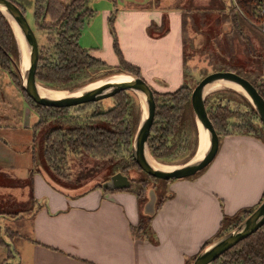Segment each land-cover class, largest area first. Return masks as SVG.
<instances>
[{"label":"crops","instance_id":"0c3cea01","mask_svg":"<svg viewBox=\"0 0 264 264\" xmlns=\"http://www.w3.org/2000/svg\"><path fill=\"white\" fill-rule=\"evenodd\" d=\"M122 1L102 0V5L92 6L80 44L115 63L107 23L113 14L122 58L151 78L176 84L164 91L175 89L183 74L180 2L191 0H156L160 3L152 5L151 0ZM163 10L167 29L150 37L147 27L161 23ZM26 119L12 123L0 111V200L17 192L15 202L23 207L16 219L0 212V221H7L2 226L11 220L16 224L14 237L3 238L14 252L6 258L9 264H191L203 245L218 236L224 217L254 209L264 196V141L251 134L223 135L216 155L201 172L167 182V192L151 215L146 214L151 211L147 199L134 189L103 190L96 184L81 191L63 190L34 169L38 154L30 145L37 114L30 124ZM15 140L18 151L10 147ZM17 153L27 162L21 164Z\"/></svg>","mask_w":264,"mask_h":264},{"label":"trees","instance_id":"16d2710c","mask_svg":"<svg viewBox=\"0 0 264 264\" xmlns=\"http://www.w3.org/2000/svg\"><path fill=\"white\" fill-rule=\"evenodd\" d=\"M88 1L66 0L60 2L62 9L55 21V24L59 22L60 26L58 31L54 33L53 38L55 52L51 58H47L43 62L39 61V57L37 58L35 70L37 82L44 84H54L58 81L67 82L76 79L84 70L96 64H105L102 60L92 56L89 50L83 47L78 40L85 21L94 13ZM235 1V6L230 7V10L233 11L232 21L235 26H239L243 15L248 18H255L256 21L262 23V36H264V0ZM50 4L51 0H33V18L41 28H47L44 18L51 9ZM17 5L24 12V8L18 3ZM260 9H263V11L260 12ZM107 20L111 27L113 49L119 58L118 67L141 77L139 67L125 61L121 56L113 30V14H110ZM184 24L185 21L183 20V29ZM49 28L53 29L54 27L50 25ZM16 54L17 46L12 29L6 17L0 12V66L5 69L10 81L25 93L21 87L17 72L18 62ZM230 70L233 69L230 68ZM234 72L247 78L264 98V73L252 76L253 73L250 74L249 71L245 74L241 71L234 70ZM182 73L185 76L184 65ZM151 89L155 99V110L147 137L149 153L157 160L166 161L175 153V150L186 149V157L191 158L195 153L197 144L196 121L190 103L191 88L186 83H183L173 90L163 92ZM25 96L32 103L30 109L37 114V120L32 125L35 137L40 125L45 123L48 118H54L55 121H59L50 125L39 139L41 140V146L39 143L40 151L38 152H40L44 162L56 168L62 163L67 152L78 154L83 150L97 155H113L111 173L118 168L122 170L128 165H135L140 168L133 159L130 148L138 122L139 105L128 89L120 90L112 95V98H115L114 104L97 113L95 110L92 111L88 118L97 117L98 120L95 124H90L91 122L88 121L85 122L86 120L80 121L78 119L79 115L74 116L70 111L65 112L70 114L68 117L70 122L63 124L64 111L66 109L90 104L93 101L80 103L75 106L57 107L38 104L26 93ZM211 98L215 99L214 94L211 97H204V104L207 115L218 135V145L220 138L227 134H251L261 139V137L255 135V127L252 124L244 125L245 129L243 130L241 124L228 122L231 117V109L228 103H223L222 98H219L217 102H214ZM247 104L256 116L257 113L248 100ZM186 120L190 121V127H188L187 131L184 129ZM260 123L262 124L261 121ZM121 163L123 164L121 165ZM200 171L188 177H192ZM170 179H159L165 183V191L160 189L157 192L156 196H158V199L155 203L157 207L162 202L163 197L160 196H165L167 192L166 184ZM98 186L100 187V184ZM143 187L144 184L135 190L137 196L142 195ZM124 189H130V187ZM103 190L108 189L103 188ZM252 210L253 208L244 209L231 217H224L221 221L218 236L222 235L226 230L237 226ZM225 223L226 227L222 230ZM141 228L142 226L139 225L138 230ZM210 264H264V222L249 235L222 251Z\"/></svg>","mask_w":264,"mask_h":264},{"label":"rangeland","instance_id":"374dc122","mask_svg":"<svg viewBox=\"0 0 264 264\" xmlns=\"http://www.w3.org/2000/svg\"><path fill=\"white\" fill-rule=\"evenodd\" d=\"M17 2L21 7L24 8V15L34 31L37 43H38V51H39V61L43 62L47 58H51L52 54L55 52L53 47L54 43V33L59 29V22H56V18L62 9L60 6V2L66 0H51L50 11L45 15V24L47 28H41L34 21L33 18V0H12ZM112 1V0H111ZM122 1V0H121ZM114 2L119 3V0H114ZM156 0H151L150 5L155 4ZM102 5V0H89L88 4L92 7H96L95 5ZM124 3L125 2H121ZM160 3L159 1L157 4ZM171 3V2H170ZM174 3V2H173ZM171 3V5H173ZM235 0H191L180 2L183 11L182 12V20L185 21L184 29H183V65L185 66V76L181 74V80L179 85L186 83L192 90L194 85L206 74L216 71V70H231V71H241L243 74L249 71V73H253L252 76L259 75L260 73H264V36H262L263 29L262 23L260 21H256L255 18H248L243 15V19L240 20L239 26H235L233 23L232 10L230 7L235 6ZM129 5V3H127ZM263 9H260L262 12ZM115 16V15H114ZM115 18V17H113ZM167 12L163 10L162 21L159 25L151 24L147 27V34L150 37L161 36V34L167 29ZM163 22V24H162ZM109 25V21L107 20ZM113 24V22H112ZM53 26L51 29L49 26ZM12 29V28H11ZM114 30V28H113ZM13 32V31H12ZM109 32L112 37L111 27L109 25ZM115 34V31H114ZM14 35V32H13ZM116 35V34H115ZM14 39L17 46V62L19 66V61L22 59V48L18 41V39L14 35ZM11 46L10 44H8ZM111 49V48H110ZM21 50V51H20ZM114 50V49H113ZM90 53V52H89ZM111 53L112 52L111 49ZM92 56L102 60L105 64H96L90 67L87 70H84L79 77L76 79H72L67 82H55L54 84H44L38 82L39 86L44 87L46 89H50L53 91H76L83 86L88 85L94 81L102 79L106 76L118 73L125 74L127 71L118 67L119 58H117L115 63H110L109 55L105 56V58H100L90 53ZM21 55V56H20ZM260 60V61H258ZM106 61V62H105ZM258 62V63H257ZM233 66V68H232ZM225 67V68H224ZM183 71V70H182ZM123 72V73H120ZM116 75V74H114ZM141 78H143L147 84L155 89L157 92H163V87L171 88L176 84H172L166 80H160L156 77H149L146 75L143 70H140ZM241 75V74H240ZM251 76V77H252ZM178 85V86H179ZM166 89V88H164ZM130 94L133 95L134 99L137 101L139 105V116L143 114V103L137 93L133 90L128 89ZM214 94L215 99L214 102H217L219 98H222V102H227L231 109V117L228 119V122H237L241 124V128L244 130V125L250 123L255 127V135L264 139V125L260 123L258 120V116L253 114V111L247 104V97L242 92H238L235 89L222 87L218 88L214 91H211L206 96L211 97ZM114 95V94H113ZM205 96V97H206ZM244 98H243V97ZM249 101V100H248ZM250 102V101H249ZM115 103V98L111 96L93 101L90 104L75 106L70 109H66L64 111H70L74 116L79 115L78 119L80 121L91 122L90 124H95L98 118L94 117L89 119L88 116L92 113V111H96V113L100 110H104L108 106ZM77 105V104H76ZM30 106H32L31 101L25 96V93L17 87L15 84L10 81L7 76V72L0 66V111L10 116L11 122H20V118L22 117V121L24 119L30 124V122L36 119V114L30 110ZM29 111V112H28ZM19 115L20 118H19ZM68 113L64 114L63 124L69 121ZM196 121V120H195ZM55 122H59L58 120H54V118H48V120L40 125L39 130L36 133V137L31 143V148H36V153L39 155L37 158V162L35 163L34 169L40 170L43 172V175L49 179L53 185L57 188L66 190V189H75L78 191L84 190L88 187H92L96 184H101L103 181L109 178L111 173V160L113 155H97L93 153H87L83 150L78 154H74L71 152H67L61 164L58 167H53L48 163L44 162L42 157L40 156V148L41 146L40 137L42 133ZM137 122V124H138ZM84 123V122H81ZM188 127H190V121L186 120L184 123V129L187 131ZM137 128V126H136ZM197 128V144L198 147V126ZM135 133V132H134ZM12 138V137H11ZM13 139V138H12ZM18 140V138H16ZM13 141V145H11V149L18 151L17 141ZM27 147V149H29ZM131 148V147H130ZM39 149V150H37ZM197 150H195L196 153ZM186 149L185 150H175V153L166 160L161 161L155 159L147 150L148 155L157 163L163 164L168 168H173L175 166L181 165L190 158L186 157ZM194 153V154H195ZM19 154V162L24 164L27 162L26 156ZM193 154V156H194ZM132 155V148H131ZM192 156V158H193ZM39 158L40 161H39ZM116 162V161H115ZM123 163H121L122 165ZM129 164V163H128ZM173 165V166H172ZM121 169H116L114 171H120ZM125 174L129 179L133 180V183L130 184V189H139L142 184H144V191L142 192V197L146 198V192L151 190L157 195V192L161 189L165 191V183L161 182L159 179L153 177L152 175H148L146 172L141 170L135 165H128L126 168H122L120 171ZM201 172V171H200ZM198 174V173H197ZM12 191V190H11ZM151 191V194H152ZM4 197H7V191L2 193ZM18 196L17 192H10V196L7 199L0 200V212H10L16 219L18 216L19 209L16 204ZM164 197V196H160ZM1 198V196H0ZM158 196L155 197V201H157ZM5 200H9V204ZM16 201V202H15ZM156 203V202H155ZM11 206L10 208L6 207ZM21 205V204H20ZM12 221V220H11ZM8 223L10 225L2 226L0 221V259L3 260L4 264L6 263L7 257L11 256L14 252L12 250H8L5 245V241L3 238L5 237H14V230H16V224L12 222ZM6 224V223H3ZM226 227V223L223 225L222 230ZM236 227V226H234ZM233 228L226 230L224 233L228 232ZM222 234V235H223Z\"/></svg>","mask_w":264,"mask_h":264},{"label":"water","instance_id":"95a60500","mask_svg":"<svg viewBox=\"0 0 264 264\" xmlns=\"http://www.w3.org/2000/svg\"><path fill=\"white\" fill-rule=\"evenodd\" d=\"M0 6L9 14L15 23L18 32L21 36L23 48H26V58L28 65L21 73L19 66L17 72L21 87L33 101L41 105L51 106H72L84 102L96 101L115 94L116 92L124 89L143 92L145 95V116H141L135 130L131 148L132 157L138 166L146 172L157 178L170 179V178H184L195 174L196 172L205 168L218 150V135L215 128L207 115L205 109L203 88L213 80L224 79L237 84L242 90L247 99L255 109L258 118L264 125V98L257 91L254 85L244 76L231 71V70H216L203 76L192 88L190 94L191 108L196 120L199 122L203 130L207 131L209 144L205 148V152L201 159L191 161L192 157L181 165L175 166L171 169H159L153 167L146 156L145 148H147V137L153 121L155 110V99L151 87L140 76H135L131 73L128 74L130 80L118 83H111L105 81L104 83L82 90L79 94H71L60 98H50L41 96L38 92V82L35 78L36 63L38 58V43L37 38L29 25L24 12L20 9L16 2L12 0H0ZM0 12L8 19L5 13L0 9ZM11 25V24H10ZM12 27V26H11ZM13 30V29H12ZM24 50V49H23ZM123 73V72H120ZM118 74V73H114ZM111 74V75H114ZM109 75V76H111ZM108 76L102 78L106 79ZM101 80V79H99ZM84 87V86H83ZM82 87V88H83ZM148 150V149H147ZM197 150V149H196ZM131 180L122 172L118 171L109 176L108 179L103 181L100 186L106 189H119L127 188L130 186ZM147 190L146 199L151 207V211L147 215H151L155 210V193ZM146 192V193H147ZM146 205V204H145ZM264 222V196L257 206L233 229L217 236L214 240L208 242L193 258L191 264H210L222 251L235 244L238 240L246 237L251 232L256 230Z\"/></svg>","mask_w":264,"mask_h":264},{"label":"bare ground","instance_id":"6f19581e","mask_svg":"<svg viewBox=\"0 0 264 264\" xmlns=\"http://www.w3.org/2000/svg\"><path fill=\"white\" fill-rule=\"evenodd\" d=\"M0 9L5 13V15L9 18V24L10 27L13 29L12 31L14 32L15 37L18 39L21 48H22V59L21 61H19V68H20V72L22 73L23 70L27 67L28 62H27V58H26V48H23V43H22V39L21 36L18 32V29L15 25V23L13 22V20L11 19V17L9 16V14L4 10V8L2 6H0ZM7 19V18H6ZM8 20V19H7ZM24 49V50H23ZM21 51V50H20ZM21 56V55H20ZM130 76L128 74H119V75H111L109 77H107L106 79H101V80H97L94 81L92 83H89L88 85L84 86L83 88H80L74 92H72V94H79L82 90H86L88 88H92L95 86H98L102 83H104L105 81L107 82H111V83H118V82H124L127 80H130ZM222 87H227V88H232L235 89L238 92H243V90L235 83L224 80V79H216L213 80L211 82H208L204 88H203V96H206L208 93H210L211 91H214L218 88H222ZM38 92L41 96H46V97H50V98H60L63 96H66L68 94H71V92L69 91H53L50 89H46L44 87L38 86ZM137 93V95L139 96V98L141 99L142 103H143V114L142 116H145L146 114V108H145V95L143 92L140 91H135ZM197 126H198V147L196 148L197 151L194 154L193 158L191 159V161H197L199 159L202 158L204 152H205V148L207 147V145L209 144V140H208V134L207 131L203 130L201 124L199 122H197ZM145 152H146V156L147 159L149 161V163L155 167V168H159V169H171L168 168L167 166L163 165V164H159L157 162H155L147 153V148H145ZM173 166V165H172ZM174 168V167H173Z\"/></svg>","mask_w":264,"mask_h":264},{"label":"flooded vegetation","instance_id":"af4514ba","mask_svg":"<svg viewBox=\"0 0 264 264\" xmlns=\"http://www.w3.org/2000/svg\"><path fill=\"white\" fill-rule=\"evenodd\" d=\"M120 171H121V170H120ZM115 172H118V171H114L113 173H115ZM113 173H110V175L113 174ZM130 180H131V179H130ZM131 183H133V180H131L130 184H131Z\"/></svg>","mask_w":264,"mask_h":264}]
</instances>
